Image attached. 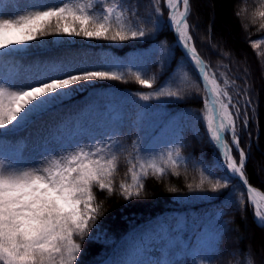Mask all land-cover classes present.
<instances>
[{"label":"snow or ice","instance_id":"obj_1","mask_svg":"<svg viewBox=\"0 0 264 264\" xmlns=\"http://www.w3.org/2000/svg\"><path fill=\"white\" fill-rule=\"evenodd\" d=\"M149 2L151 11L146 19L139 16L138 4L133 5L130 0H35L15 11L3 3L0 5V58L11 56L21 51V46L44 37L125 42L143 39L162 25L168 27L183 49L185 63L191 65L199 78V86L204 89L199 119L205 124L209 142L217 153L216 163L225 172L222 177L214 178L213 165L197 168L199 182L188 183L187 187L219 193L230 187L232 179H237L243 187L237 202L251 207L256 221L264 226V190L249 183L246 175L249 153L241 147V132L247 129L251 119L247 110L251 107L247 86L242 93L237 90L234 97L228 89L235 81L225 76L223 85L219 83L217 72L198 53L191 34L194 26L188 19L190 0ZM161 5L167 9L166 20ZM257 18L264 21V0L254 12L252 22L255 23ZM148 22H151V28L147 27ZM261 27L264 28V23ZM253 47H256L255 43ZM161 52L171 57L167 46L162 47ZM102 63L106 67L90 66L86 56L57 57L39 64L22 81L13 76H0V141L26 127L58 101L80 89L94 87L97 82L123 81L126 75L133 77L136 83L149 89L135 93L145 102L162 97L179 98L184 94L179 84L188 77V72L183 73L179 82L174 74H170L169 79L157 87V77L148 76L139 67L125 71L118 70L120 65L108 63L105 58ZM220 75L224 76L223 73ZM226 136L230 139L226 140ZM121 151L119 142L110 140L88 145L77 142L74 147L62 145L56 154L42 151L37 158L29 160L20 156L16 159L0 156V264H80L82 244L91 239L90 233L98 227L96 222L102 215L103 202L97 201V191H106L111 196L118 188L119 195L130 200L142 195L144 182L150 174L160 178L170 170L172 175L179 176L181 165H185L187 171V161L179 144L158 156H143L137 150L125 157L126 175L130 174L131 183L121 180L117 185L115 175ZM169 190L176 191L175 188ZM232 195L226 197L225 203L233 202ZM195 254L196 250L189 252V255ZM164 255L171 253L166 251ZM105 264L174 262L171 259L154 260L145 252L135 250L123 259ZM199 264L205 262L201 260ZM247 264H253L251 256L247 258Z\"/></svg>","mask_w":264,"mask_h":264},{"label":"trees","instance_id":"obj_2","mask_svg":"<svg viewBox=\"0 0 264 264\" xmlns=\"http://www.w3.org/2000/svg\"><path fill=\"white\" fill-rule=\"evenodd\" d=\"M130 2L138 4L139 16L146 19L151 11L149 0ZM190 4L189 23L194 26L191 34L197 50L218 73L225 71L228 74L229 70L235 82L248 85L249 96L258 107L254 115L250 114L252 121L258 118L257 130L251 122L250 136L242 131L241 146L246 148L251 140L246 175L251 184L264 190V28L261 27L264 21L257 18L255 23L252 22L254 12L261 7V0H190ZM147 27H152L151 22ZM102 42L115 52V56L124 57L127 51L138 49L149 58V70L157 75V87L164 84L170 74H174L179 82L183 73L188 72V77L179 84L184 94L178 100L162 97L146 104L135 93L149 89L127 75L123 81L97 82L77 96L87 97L106 109L118 124L124 151L120 152L116 184L121 180L131 183L130 174L126 175L128 164L125 157L129 152L135 154L138 150L143 156H158L169 148L174 149L179 135L184 136L180 147L187 161V171L185 165H181L179 176L172 175L170 170L160 178L150 174L144 182L142 195L130 200L119 195L118 188L111 196L106 191H97V201L103 202L102 215L96 222L98 227L90 233L91 239H86L82 244L80 264H96L126 236L131 227L165 209L186 207L196 210L216 198L224 200L230 193L233 194L234 205L226 207L221 216H206L201 220L205 235L216 230L215 235L206 236L216 241V250L205 264H224L219 253L227 255L229 252L236 253L235 264H247L249 256L253 264H261L258 256L264 259V228L255 224L248 206L237 202V197L243 192L239 182L231 180L230 187L219 193L189 190L187 187L188 183L199 182L196 169L210 165L214 153L205 133L203 135L197 127L203 109L199 78L191 70V65L185 63V57L176 47L167 27L162 25L158 31L149 33L143 39ZM165 46L170 49L171 57L162 54L161 48ZM121 61L119 58L112 60L113 64L121 66L118 70L126 71L123 65L127 64ZM196 105H200L199 110L195 108ZM203 124L201 121L200 125ZM170 188L176 191H170ZM190 251V244L179 248L175 246L167 251L171 253L170 256H165L163 252L160 259H171L174 264H199L203 256L200 253L189 255Z\"/></svg>","mask_w":264,"mask_h":264},{"label":"rangeland","instance_id":"obj_3","mask_svg":"<svg viewBox=\"0 0 264 264\" xmlns=\"http://www.w3.org/2000/svg\"><path fill=\"white\" fill-rule=\"evenodd\" d=\"M32 2H35V0H8L6 1L5 5H8L12 11H15L19 6ZM7 10L9 9H6V11ZM165 13L166 12H163V19ZM199 20L200 22L202 21L201 19ZM48 41L52 42L54 45L57 46L61 44H74V43L93 45V44H97L98 40L87 39L83 37H68V36L51 37L50 36V37H44L40 41L32 42V44L30 45L21 46V51L27 49L45 48L49 44ZM65 56L76 57V58H83L86 56L89 59L90 65H94L100 59L98 55H93L92 53L89 52L87 53L74 52L69 56L68 54H61V53L50 55L49 57H44L43 55H41L37 60H33L32 59L33 56H29L28 58L26 57L25 59H20V60H18L17 58L10 59L8 56V57L0 58V61L10 62L6 76H13L15 79L22 81L25 78H27L39 64L45 61L55 59L57 57H65ZM138 65L142 66L141 63H139ZM227 71L228 74L225 71L221 72L224 74V76L222 77L223 79L219 77V81L222 85L225 76L230 81L233 80L230 77V75L232 74L230 73L229 70ZM246 86L249 96V86L243 83L235 82V84L231 85L228 90L235 97L237 94V90H240L242 93V91L245 89ZM77 92L79 91L72 93L70 96L65 97L61 101L70 99ZM249 98L251 100V107L248 108L247 110L250 111V114L253 113L252 112L253 110L256 113L258 107L256 106L254 99H252L250 96ZM240 104L243 111V104H244L243 99L240 100ZM195 108L199 110L200 105H196ZM60 115L61 117L56 120L49 119L44 124H39L37 126V127L40 126L42 128L36 129V125H34L31 126L29 130H27V126H26L8 135L9 137L12 136L13 138L12 142H15L19 138L21 139V155L24 157L25 160L37 158L39 153L42 151H46L48 154H56L61 150L62 145L63 146L72 145L74 147L77 145V142H79L80 145H88L93 143H108L110 140H115L110 129V125L112 124V119L106 113L102 112L100 109H98L89 102H84L80 105H76L75 107L74 106L70 107ZM257 119L258 118L255 117V119L252 121V117H251L247 129L244 130L248 137L250 136L249 129L251 122L254 123V126L257 130V125H258ZM242 120H243V115H241V121ZM197 123L199 124L197 127H199V129L202 130V134L204 135V128H203L204 124L200 125L201 120H199ZM248 143L251 144V140H249ZM69 150L71 149L69 148ZM212 160L213 159L211 158L210 161ZM147 256L150 257L151 259L153 258L152 254H147ZM144 258L145 257H137V259H144ZM258 258L261 264H264V259H262L259 256Z\"/></svg>","mask_w":264,"mask_h":264},{"label":"bare ground","instance_id":"obj_4","mask_svg":"<svg viewBox=\"0 0 264 264\" xmlns=\"http://www.w3.org/2000/svg\"><path fill=\"white\" fill-rule=\"evenodd\" d=\"M175 38L177 39L176 35H175Z\"/></svg>","mask_w":264,"mask_h":264}]
</instances>
